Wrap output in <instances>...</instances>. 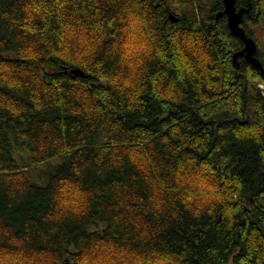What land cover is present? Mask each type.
<instances>
[{
    "label": "trees",
    "instance_id": "trees-1",
    "mask_svg": "<svg viewBox=\"0 0 264 264\" xmlns=\"http://www.w3.org/2000/svg\"><path fill=\"white\" fill-rule=\"evenodd\" d=\"M224 7L0 0V264H264V75Z\"/></svg>",
    "mask_w": 264,
    "mask_h": 264
},
{
    "label": "water",
    "instance_id": "water-1",
    "mask_svg": "<svg viewBox=\"0 0 264 264\" xmlns=\"http://www.w3.org/2000/svg\"><path fill=\"white\" fill-rule=\"evenodd\" d=\"M224 1V10L220 11L217 16L226 15L228 19V26L232 35L240 38L244 42V46L241 50L234 53V61L238 64V58L244 56L246 60L251 63L255 68L261 70L264 75V64L257 57L258 44L257 41L247 32L243 24L245 14H249L251 6L249 7H240L236 5L237 0H223ZM169 19L172 22H177L179 20L178 16H175L173 13H170ZM73 73L84 74L81 69H72Z\"/></svg>",
    "mask_w": 264,
    "mask_h": 264
},
{
    "label": "rangeland",
    "instance_id": "rangeland-1",
    "mask_svg": "<svg viewBox=\"0 0 264 264\" xmlns=\"http://www.w3.org/2000/svg\"><path fill=\"white\" fill-rule=\"evenodd\" d=\"M249 26L253 29L255 38L260 42L261 49L264 51V20L261 24H249ZM260 86L264 90V84L261 83Z\"/></svg>",
    "mask_w": 264,
    "mask_h": 264
},
{
    "label": "bare ground",
    "instance_id": "bare-ground-1",
    "mask_svg": "<svg viewBox=\"0 0 264 264\" xmlns=\"http://www.w3.org/2000/svg\"><path fill=\"white\" fill-rule=\"evenodd\" d=\"M258 42V41H257ZM262 61V60H261Z\"/></svg>",
    "mask_w": 264,
    "mask_h": 264
}]
</instances>
